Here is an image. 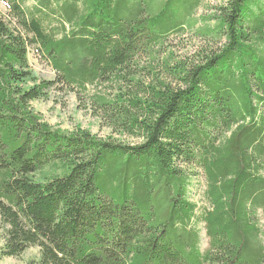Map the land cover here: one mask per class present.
Listing matches in <instances>:
<instances>
[{"label":"trees","instance_id":"1","mask_svg":"<svg viewBox=\"0 0 264 264\" xmlns=\"http://www.w3.org/2000/svg\"><path fill=\"white\" fill-rule=\"evenodd\" d=\"M0 1V260L264 264V0ZM188 30L205 45L178 58ZM59 84L140 142L49 125L31 102Z\"/></svg>","mask_w":264,"mask_h":264},{"label":"rangeland","instance_id":"2","mask_svg":"<svg viewBox=\"0 0 264 264\" xmlns=\"http://www.w3.org/2000/svg\"><path fill=\"white\" fill-rule=\"evenodd\" d=\"M226 1L227 0H204L202 7L196 12V17L211 14L215 7ZM32 2V0H28L25 6H31L33 4ZM8 14L9 12L6 5L0 1V16L4 20H9ZM199 25L198 23L197 26ZM173 39L172 48L178 58L190 56L198 47L205 45L195 35L194 30H188L183 35ZM27 57L29 66L41 79H54L55 73L51 66L33 47L28 49ZM92 92L93 88L89 87L86 94L81 95L76 91H67L59 84L51 87L45 98L32 101L31 106L49 125L54 128H59L62 131L71 132L76 128H81L99 138H115L132 144L140 142L138 138L126 137L113 133L109 127L104 126L100 119L93 115L86 102V98H88ZM196 171L198 174L190 177L188 197L191 201L201 204L204 178L199 169ZM196 227L200 231V247L204 248L206 245L204 228L202 224H198ZM1 246L2 238L0 235V247ZM37 253V248H29L18 258L3 257L0 260V264H29L31 260L37 257Z\"/></svg>","mask_w":264,"mask_h":264}]
</instances>
